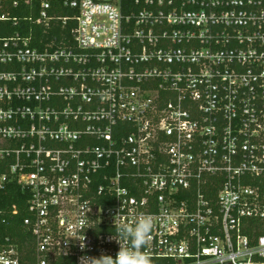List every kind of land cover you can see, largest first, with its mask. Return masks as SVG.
Instances as JSON below:
<instances>
[{
  "label": "built area",
  "instance_id": "2783aa9c",
  "mask_svg": "<svg viewBox=\"0 0 264 264\" xmlns=\"http://www.w3.org/2000/svg\"><path fill=\"white\" fill-rule=\"evenodd\" d=\"M37 1L45 32L76 25L0 38V193L31 235L0 230V264L115 257L145 216L150 260L264 264V0Z\"/></svg>",
  "mask_w": 264,
  "mask_h": 264
},
{
  "label": "trees",
  "instance_id": "16d2710c",
  "mask_svg": "<svg viewBox=\"0 0 264 264\" xmlns=\"http://www.w3.org/2000/svg\"><path fill=\"white\" fill-rule=\"evenodd\" d=\"M40 2L35 0L30 4L23 3L19 8H8L5 12L11 18H17L19 25H14L11 21L0 22V38L12 36L16 31H21L23 37H31L33 46L39 49L45 48L46 44L55 42L59 45L63 41L71 40V31L75 27V21L72 19L64 25L62 21H56L50 30L44 31V28L37 21ZM52 9L50 14L55 13L59 18H73L77 15V10H72L63 5L62 0H51ZM32 18V21L30 19ZM32 29V34L30 33ZM29 195L16 186L12 185L7 191L0 193V211L2 212L0 230L2 237L10 236L15 242L21 240L24 244L25 239L31 242V235L24 234L23 221L27 217V203ZM17 210L18 214L13 212ZM151 264H174L168 261L150 260Z\"/></svg>",
  "mask_w": 264,
  "mask_h": 264
},
{
  "label": "clouds",
  "instance_id": "9594fccd",
  "mask_svg": "<svg viewBox=\"0 0 264 264\" xmlns=\"http://www.w3.org/2000/svg\"><path fill=\"white\" fill-rule=\"evenodd\" d=\"M151 221L148 217L137 219L134 224H121L117 228V235L128 241L127 247H122L118 239H115L120 245L119 251L115 257L102 255L99 259L83 258L82 264H151L150 258L143 253L147 245V236L151 231Z\"/></svg>",
  "mask_w": 264,
  "mask_h": 264
}]
</instances>
